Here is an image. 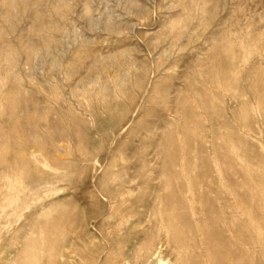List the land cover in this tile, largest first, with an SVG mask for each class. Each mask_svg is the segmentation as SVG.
Here are the masks:
<instances>
[{
    "label": "rangeland",
    "instance_id": "374dc122",
    "mask_svg": "<svg viewBox=\"0 0 264 264\" xmlns=\"http://www.w3.org/2000/svg\"><path fill=\"white\" fill-rule=\"evenodd\" d=\"M49 237L55 264H264V0H0V264Z\"/></svg>",
    "mask_w": 264,
    "mask_h": 264
},
{
    "label": "bare ground",
    "instance_id": "6f19581e",
    "mask_svg": "<svg viewBox=\"0 0 264 264\" xmlns=\"http://www.w3.org/2000/svg\"><path fill=\"white\" fill-rule=\"evenodd\" d=\"M233 60V59H232ZM233 64V63H232ZM235 67V66H234ZM252 109V108H251ZM252 110H254V109H252ZM4 146H6V145H4ZM8 148V147H7ZM4 153V152H3ZM6 154V153H5ZM13 162V161H12ZM171 165H172V163H171ZM24 173V172H23ZM4 176V175H3ZM5 179V178H4ZM51 182V181H50ZM169 182V181H168ZM177 182V181H176ZM183 182V181H182ZM181 182V183H182ZM186 182V181H185ZM167 183V182H166ZM165 183V184H166ZM202 183V182H201ZM14 184V183H13ZM133 184V183H132ZM134 184H136V183H134ZM164 184V185H165ZM169 184H171V183H169ZM175 184V183H174ZM177 184V183H176ZM190 184V183H189ZM163 185V186H164ZM167 185V184H166ZM187 185V184H186ZM185 185V186H186ZM197 185V184H196ZM200 185V184H199ZM175 186V185H174ZM198 186V185H197ZM196 186V187H197ZM181 187H183V186H181ZM13 188V187H12ZM164 188V187H163ZM176 188L177 189H179L178 188V186L176 187L175 186V189H173V190H176ZM200 188H202V187H200ZM200 188H199V190H200ZM15 189V188H14ZM17 189V188H16ZM165 189V188H164ZM169 189V188H168ZM171 189V188H170ZM187 189H188V192L187 193H189V192H192V194H194V191H193V188H191L190 186H188L187 187ZM197 189V188H196ZM25 190V189H24ZM170 191V190H169ZM176 191H178V190H176ZM175 191V192H176ZM198 191V190H197ZM11 192V191H10ZM166 193H167V190L165 191ZM202 192V190L200 191V193ZM130 193H132V192H130ZM129 193V194H130ZM161 193V192H160ZM159 193V194H160ZM162 193H163V191H162ZM173 193V192H172ZM128 194V195H129ZM134 193H132V195H133ZM168 194H170V193H168ZM167 194V195H168ZM176 194H178V193H176ZM181 194V193H180ZM163 195V194H162ZM171 195V194H170ZM169 195V196H170ZM188 195V194H187ZM105 196H106V198H108L109 200H111V216H114L116 219H118V220H120L121 222H123L124 221V219L126 218V217H128V216H130L131 217V215H137L138 213H139V209H137V207H136V205H135V203H130V205H128V200H126V198H124L125 196H124V194H118L117 192H115V193H109V194H105ZM163 196H165V194L163 195ZM9 197V196H8ZM13 197V196H12ZM176 197V196H175ZM174 197V198H175ZM182 197V196H181ZM130 198V197H129ZM164 198H166V197H164ZM168 198V197H167ZM161 199V198H160ZM160 199H158V200H160ZM169 199V198H168ZM187 199V198H186ZM167 200V199H166ZM181 200V199H180ZM163 201V200H162ZM164 201H165V199H164ZM182 201H183V199H182ZM11 202H12V200H11ZM14 202V201H13ZM157 202H161V201H157ZM186 203V202H185ZM188 203H189V201H188ZM193 203V202H192ZM11 204V203H10ZM157 204V203H156ZM174 204V203H173ZM180 204V203H179ZM158 205V204H157ZM175 205H176V203H175ZM194 205V204H193ZM167 206V205H166ZM187 206H188V204H187ZM198 206V205H197ZM169 207H170V205H169ZM172 207V206H171ZM66 208V207H65ZM158 208V207H157ZM164 208V207H163ZM181 208L183 209V210H185L187 207H185V205L183 206V205H181ZM64 210V209H63ZM157 210V209H156ZM172 210V209H171ZM176 209H174V211H175ZM158 211V210H157ZM154 212L156 213V211L154 210ZM180 212V211H179ZM186 212V211H185ZM190 212H191V216H192V218H194L195 216H196V214H197V210H196V208L194 207V206H191V208H190ZM65 213V212H64ZM162 213V212H161ZM160 213V214H161ZM168 213H170L171 214V212H168ZM51 214V213H50ZM151 214V213H150ZM150 214H149V216H150ZM166 214V213H165ZM164 214V215H165ZM204 214V213H203ZM153 216H155V215H153ZM168 216V215H167ZM176 216V215H175ZM64 217V216H63ZM169 217H171V216H169ZM167 218V222L165 221V219H161L162 220V225H164L162 228H164L165 230H166V232H167V234L169 233V230H175L176 231V229H179V224L176 222V221H174V219L172 220V219H170V218ZM182 217V216H181ZM154 218V217H153ZM173 218V217H172ZM178 218V217H177ZM198 218V217H197ZM204 218V217H203ZM61 219V218H60ZM156 219V218H155ZM157 219H160V218H157ZM179 219V218H178ZM184 220V219H183ZM207 220V219H206ZM60 221V220H59ZM61 221H63V220H61ZM158 221V220H157ZM153 222V221H152ZM53 223V222H52ZM120 223V222H119ZM154 223V222H153ZM197 223V222H196ZM205 223V222H204ZM59 224H60V222H59ZM75 224V223H74ZM182 224V223H181ZM195 224V223H194ZM201 224V223H200ZM154 225V224H153ZM157 225V224H156ZM184 225V224H183ZM136 226V225H135ZM150 226H152V225H150ZM149 226V227H150ZM199 226H202V225H199ZM206 226V225H205ZM227 226V225H226ZM118 227V226H117ZM58 228V227H57ZM66 228V227H65ZM159 228V227H158ZM158 228L156 229V230H158ZM191 228H193V227H191ZM198 228V227H197ZM200 228H202V227H200ZM151 229H152V227H151ZM188 229V228H187ZM60 231V230H59ZM151 231V230H150ZM161 231V230H160ZM58 232V231H57ZM155 232V231H154ZM51 234H53V233H55V232H50ZM156 233V232H155ZM159 233V232H158ZM48 234H49V232H48ZM154 234V233H153ZM181 234V233H180ZM54 235V234H53ZM53 235L52 236H50V237H53ZM56 235H59V234H56ZM55 235V236H56ZM173 235H175V234H173ZM179 235V234H178ZM187 235V234H186ZM64 236V235H63ZM170 236V235H169ZM46 237V236H45ZM48 237V236H47ZM49 237V240L51 239L52 240V238H50ZM155 237V236H154ZM158 237H160V236H157L156 238H158ZM165 237H166V234H165ZM181 236H179V238H180ZM54 238V237H53ZM62 238V237H61ZM151 238V237H150ZM167 238H168V236H167ZM171 238V237H170ZM201 238V237H200ZM193 239H195V238H193ZM202 239V238H201ZM201 239H200V241H201ZM49 240H47L48 242H49ZM51 240H50V245L49 246H46L47 245V243H46V245H44L43 244V246H40V247H42V250L44 251V252H48L49 254L46 256V257H48L47 258V261H48V263L49 264H55L56 262H58L64 255L62 254V253H60V250H59V245H58V240H56V238H55V240L53 239V241L51 242ZM155 240V239H154ZM158 240V239H157ZM156 240V241H157ZM183 240V239H182ZM184 240H185V238H184ZM199 240V239H198ZM60 241V240H59ZM153 241V240H152ZM151 241V242H152ZM155 241V242H156ZM163 241V240H162ZM177 241H178V239H177ZM68 242V241H67ZM70 242V241H69ZM165 242V241H164ZM205 242V241H204ZM66 244V243H65ZM165 244V243H164ZM179 244V243H178ZM159 245V244H158ZM146 246H147V244H146ZM47 247H48V249H47ZM63 248V247H62ZM143 249V248H142ZM140 251V250H139ZM146 251H148V259L150 258V257H152V256H154L155 254H159V249L157 248V246L156 247H153L152 245H150V246H148V250H146ZM179 251V250H178ZM142 252V251H141ZM43 253V252H42ZM25 255V254H24ZM142 255V254H141ZM140 255V256H141ZM27 256V255H26ZM37 256L38 255H36V258H37ZM40 256H41V254H40ZM159 256V255H158ZM39 257V256H38ZM163 257V256H162ZM181 257V256H180ZM41 258V257H40ZM31 259V258H30ZM33 259V258H32ZM147 259V260H148ZM151 259V258H150ZM29 260V259H28ZM138 260V259H137ZM146 260V261H147ZM159 260H161L160 258H159ZM34 262H36L35 260H33ZM33 261H32V263H33ZM38 262V261H37ZM29 264H31V262L29 263Z\"/></svg>",
    "mask_w": 264,
    "mask_h": 264
}]
</instances>
